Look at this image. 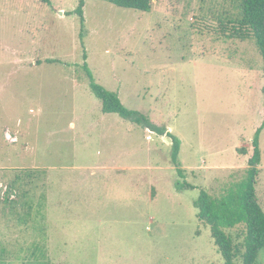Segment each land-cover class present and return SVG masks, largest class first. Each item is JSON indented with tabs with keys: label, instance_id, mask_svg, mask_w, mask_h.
Masks as SVG:
<instances>
[{
	"label": "rangeland",
	"instance_id": "rangeland-1",
	"mask_svg": "<svg viewBox=\"0 0 264 264\" xmlns=\"http://www.w3.org/2000/svg\"><path fill=\"white\" fill-rule=\"evenodd\" d=\"M50 2L0 0V264H223L193 201L243 179L264 119L262 58L231 38L232 0H153L148 13L88 0L83 26L76 0ZM84 64L172 129L194 190H175L169 138L101 111ZM259 142L264 211V129ZM226 233L240 246L242 227Z\"/></svg>",
	"mask_w": 264,
	"mask_h": 264
},
{
	"label": "trees",
	"instance_id": "trees-1",
	"mask_svg": "<svg viewBox=\"0 0 264 264\" xmlns=\"http://www.w3.org/2000/svg\"><path fill=\"white\" fill-rule=\"evenodd\" d=\"M40 3L50 6V0H38ZM77 6L72 14H76L84 24L83 8L88 0H76ZM108 2L116 7L132 9L148 13L152 8L153 0H99ZM234 13L232 18L226 21L230 26L231 38L239 40H254L260 54L264 68V0H232ZM70 15V14H69ZM223 29H227V26ZM86 59V55H83ZM48 64L55 63L47 61ZM83 71L89 78V88L93 96L100 100L101 111L105 114H118L124 119H129L137 124H143L154 133L166 136L171 141L170 160L180 179L175 182V190L184 192L194 190L195 187L184 178V170L178 161L180 140L161 128L159 123L128 110L121 103L116 93L109 92L97 84L87 68L83 65ZM264 94V87L262 89ZM264 105V99H263ZM264 129V119L255 130L251 140L252 152L247 161V169L243 179L229 187L221 198H213L206 191L199 189L197 198L193 201L196 209V218L199 223L210 229L211 237L218 253L221 255L223 264H235L239 258L241 264H255L260 251L264 249V211L256 200V183L258 166L261 160L259 146L260 133ZM242 227V243L234 244L233 239L227 235L226 230Z\"/></svg>",
	"mask_w": 264,
	"mask_h": 264
},
{
	"label": "crops",
	"instance_id": "crops-1",
	"mask_svg": "<svg viewBox=\"0 0 264 264\" xmlns=\"http://www.w3.org/2000/svg\"><path fill=\"white\" fill-rule=\"evenodd\" d=\"M60 10H61V9H60ZM62 10H63V9H62ZM63 12H64V10H63ZM63 12H62V14L59 13V16H60L61 18L63 17V14H64ZM23 63L26 64V67H28V66H27V65H28V59H27L26 55L24 56L23 59L21 58V60H20V64H23ZM30 66H31V67H32V66H38L37 61L34 62L33 64H31ZM102 118L104 119V116H102ZM149 118H150V117H149ZM151 119H152V118H151ZM166 128H167L168 131H170V132H168V133H171V134L173 135L172 129H171L169 126H167V125H166ZM8 132H9V131H8ZM146 135H147V134H146ZM180 143H181V142H180Z\"/></svg>",
	"mask_w": 264,
	"mask_h": 264
},
{
	"label": "built area",
	"instance_id": "built-area-1",
	"mask_svg": "<svg viewBox=\"0 0 264 264\" xmlns=\"http://www.w3.org/2000/svg\"><path fill=\"white\" fill-rule=\"evenodd\" d=\"M146 132H147V135L145 136V139H146L147 141L152 140L151 135L156 134V133H154L153 131H151V130L148 129V128H146Z\"/></svg>",
	"mask_w": 264,
	"mask_h": 264
},
{
	"label": "water",
	"instance_id": "water-1",
	"mask_svg": "<svg viewBox=\"0 0 264 264\" xmlns=\"http://www.w3.org/2000/svg\"><path fill=\"white\" fill-rule=\"evenodd\" d=\"M60 14H62V12H59ZM169 142L171 143V141L169 140Z\"/></svg>",
	"mask_w": 264,
	"mask_h": 264
}]
</instances>
